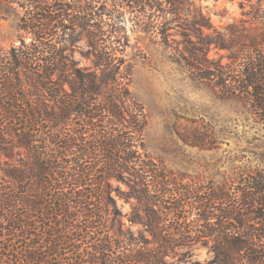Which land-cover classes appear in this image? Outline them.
Returning <instances> with one entry per match:
<instances>
[{
  "label": "trees",
  "instance_id": "1",
  "mask_svg": "<svg viewBox=\"0 0 264 264\" xmlns=\"http://www.w3.org/2000/svg\"><path fill=\"white\" fill-rule=\"evenodd\" d=\"M251 1L248 19L216 27L189 0H0L23 11L30 39L0 53V208L20 226L0 227V264H170L188 233L213 264H264V172L229 191L196 185V230L182 228L194 189L146 155L148 117L125 59L124 16L137 13L196 80L264 122V0ZM112 179L136 201L128 222Z\"/></svg>",
  "mask_w": 264,
  "mask_h": 264
},
{
  "label": "rangeland",
  "instance_id": "2",
  "mask_svg": "<svg viewBox=\"0 0 264 264\" xmlns=\"http://www.w3.org/2000/svg\"><path fill=\"white\" fill-rule=\"evenodd\" d=\"M189 1L193 5L191 9H201L216 27L248 19L243 13L250 10L252 3L250 0ZM22 15L17 5L7 10L0 7V53L19 45L22 39L30 41L18 28ZM142 18L137 13H128L124 16V25L128 37L125 59L131 69L130 90L144 105L148 117L145 152L159 166L167 182L194 189V196L186 200L182 208L180 224L186 230L195 231L196 185L229 191L236 187L242 174L255 170L264 172V122L256 119L239 99L225 97L209 82L196 80L159 38L138 28L135 19ZM172 33L171 41L182 40L175 31ZM210 55L216 57L215 51ZM6 161L3 164L15 166ZM0 177L3 178V170ZM122 177L125 182L133 180L127 174ZM2 183L11 193H16L15 186ZM109 185L113 190L111 199L128 222L136 201L121 199L116 191L125 194L129 187L114 179ZM223 203H219L220 207H224ZM8 210L0 208V227H20L12 223ZM16 210L14 216L20 218L19 214L24 211ZM138 229V226L133 227L136 233ZM186 235L185 245L175 248L168 262L213 264L214 252L202 243L196 244V233Z\"/></svg>",
  "mask_w": 264,
  "mask_h": 264
}]
</instances>
